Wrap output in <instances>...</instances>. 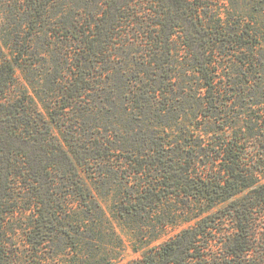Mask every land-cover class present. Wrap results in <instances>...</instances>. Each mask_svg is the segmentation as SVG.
<instances>
[{
  "label": "trees",
  "instance_id": "16d2710c",
  "mask_svg": "<svg viewBox=\"0 0 264 264\" xmlns=\"http://www.w3.org/2000/svg\"><path fill=\"white\" fill-rule=\"evenodd\" d=\"M202 7L0 0V264H23L9 219L25 199L38 264H264V15L225 23ZM41 54L45 98L18 76ZM106 185L141 252L125 263Z\"/></svg>",
  "mask_w": 264,
  "mask_h": 264
},
{
  "label": "rangeland",
  "instance_id": "374dc122",
  "mask_svg": "<svg viewBox=\"0 0 264 264\" xmlns=\"http://www.w3.org/2000/svg\"><path fill=\"white\" fill-rule=\"evenodd\" d=\"M194 3L202 4L203 7L200 8L202 14L206 13V16L214 17L215 21L222 20L223 22L234 23L235 19H255L256 17H262L264 15V0H193ZM246 21V20H245ZM176 41L178 43L179 51L177 53L178 57L181 59L189 58V54L187 53V49L182 45L181 38L176 36ZM40 42V46L42 47V52L46 51V41L43 43ZM30 60L35 62L34 66L28 69V66L18 71L19 79L25 81L24 77H29L32 79V84L34 88L32 91L33 96L41 95L42 98L46 97V55H32ZM45 71V72H44ZM41 81V85H38L37 82ZM32 90V89H31ZM37 97V96H36ZM112 111H110L109 117L112 116ZM86 124L82 126V131L84 137L89 138L95 137L96 134L100 133V130L97 128V124L92 119H88L85 121ZM104 131V130H103ZM125 135L126 132L123 131ZM90 140V141H92ZM37 155L38 158L36 157ZM33 159H38V161H42V164H45V157L41 156L40 151L36 154ZM18 159L22 162L25 161L24 156H19ZM92 167V166H91ZM94 167V166H93ZM94 169V168H93ZM87 183L90 185V180L86 178ZM115 181H110L108 184H112ZM102 185V184H100ZM94 186V185H93ZM111 187V186H110ZM109 186H100L99 190V199L104 205L107 210V214L111 217L115 228L121 234V236L125 239L124 241V248L118 250V255L122 259V263L128 262L132 259H136L141 256V252H135L132 248V239L130 238L131 231L130 228L125 226V223L119 222L117 218H114V214L111 213V205L114 200V197L108 194ZM66 190H63L65 193ZM70 199H74L71 197ZM31 199H25L21 202L19 206H17L15 213L9 219V227L13 228L9 233L14 237L15 242L17 243L19 250L22 253L23 257V264H38L41 263L39 254L30 249L28 246L26 228L28 227V223L31 219ZM224 227H231V222L228 220L225 221ZM219 226V225H215ZM222 227V225H221ZM176 231H172L169 235H173ZM166 236L164 239L169 237ZM226 237L222 233L211 232L210 233V242L208 247V253L210 256H213L215 253L219 257H223L222 253L224 250L223 242L225 241ZM225 253V252H224ZM212 262V259H210ZM212 264V263H211Z\"/></svg>",
  "mask_w": 264,
  "mask_h": 264
}]
</instances>
